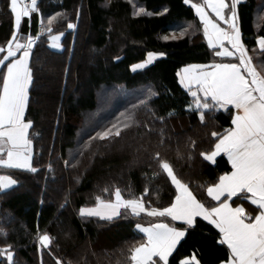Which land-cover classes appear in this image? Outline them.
I'll list each match as a JSON object with an SVG mask.
<instances>
[{"label":"trees","instance_id":"obj_1","mask_svg":"<svg viewBox=\"0 0 264 264\" xmlns=\"http://www.w3.org/2000/svg\"><path fill=\"white\" fill-rule=\"evenodd\" d=\"M192 2L203 4L204 0ZM133 3L146 12L133 16ZM133 3L38 0L39 12L30 20L22 18L20 31L36 36L40 19L47 26L50 16L63 13L51 27L53 33L64 32V36L63 49L54 50L42 35L29 61L33 84L25 118L32 121L29 138L33 141V166L39 171L0 170L18 180V186L0 193V228L7 232V237L0 234V246H13L15 264H130V249L146 240L135 228L137 223L149 225L164 220L181 227L183 222H173L171 218L144 213L137 217L123 209L122 215L110 221L81 218L78 214L81 206L94 205L97 195L114 200L116 187L125 199H132L141 197L147 186L145 207H167L175 198L170 179L166 174L151 181L144 176L158 170L152 158L156 151L173 164L179 178L208 206L215 203L207 196V186L231 171L223 153L214 162L200 153L212 150V132L223 133L232 126L233 108L229 107L231 112L206 111V122L202 123L198 113L188 109L193 98L177 73L187 65L235 63L236 58L216 55L219 49L209 47L199 17L184 0ZM205 10L216 20L209 8ZM237 13L242 40L253 64L258 71H264V50L256 41V37L264 36V0H241ZM68 22L75 23L76 29H68ZM13 31L10 0H0V46L7 45ZM165 36L169 39H163ZM150 51L162 52L164 56L145 69L133 71L131 65ZM4 69L1 66L0 83ZM147 87L158 93L150 107L156 116L165 117L163 122H153L152 113L141 108L137 113L139 127L124 131L111 142L93 141L91 150L82 157L69 156V149L75 152L78 143L82 145L94 137L115 122L130 104L137 103L129 93L143 99L140 91ZM121 88L123 91L118 90ZM104 94L108 98L102 102ZM173 110L174 115L169 117ZM145 124L153 130L148 131ZM161 128L165 129L163 145L159 143ZM192 141L196 142L194 150ZM177 150L184 154L183 160L176 158ZM189 151L191 160L187 159ZM66 160L69 166L65 165ZM77 161V166L71 167ZM49 162L53 166L51 172ZM106 187L110 192H103ZM45 232L54 241L48 248H39L37 238ZM219 240V231L198 217L197 225L186 231L173 250L169 264H178L181 258L194 253L201 264H219L228 258L227 247ZM0 264L8 263L1 258Z\"/></svg>","mask_w":264,"mask_h":264},{"label":"snow or ice","instance_id":"obj_2","mask_svg":"<svg viewBox=\"0 0 264 264\" xmlns=\"http://www.w3.org/2000/svg\"><path fill=\"white\" fill-rule=\"evenodd\" d=\"M133 3V0H129ZM111 3V0H108ZM190 5L199 22L203 25V35L206 37L209 47H219L216 55L219 57H234L235 63H213L210 65H187L177 75L180 83L188 90L193 98L187 107L199 115V120L205 121V113L218 110L231 112L229 106L236 111L232 116L231 124L223 133L212 132L215 144L211 151L201 152L200 155L207 161L214 162L221 153L227 156L231 164V171L219 176L217 182L207 186V196L215 202V206H208L197 198L188 183H185L176 174L173 164L164 158L159 151L153 153L152 158L158 165V170L152 171L151 176L144 174L147 180H155L160 175L166 174L172 185L175 186V198L167 207H145L143 196L148 194L146 186L144 193L139 198L125 199L119 187L114 189L115 199L105 200L102 196L95 197L92 206H81L78 214L81 218L97 217L104 220H113L122 215L121 209L130 215L139 217L142 213L155 218H171V221H182L181 227L173 223L160 220L149 224L147 227L137 223L136 229L143 233L146 240L138 246L130 249L128 257L130 264H169V257L173 250L185 236L186 231L197 225V218L209 222L219 230V244L226 245L228 258L220 264H264V71H258L253 64V58L241 36L238 20L237 6L241 0H204V3H193L192 0H184ZM210 8L219 20L228 25L221 27L213 19L205 8ZM133 16H139L146 12L143 7H136L133 3ZM10 10L14 14L15 31L7 41V45L0 46V66H5L2 83H0V170H26L31 173L39 171L33 166L32 139L29 138V129L32 121L26 120L25 111L30 100V86L33 84V72L30 66L32 49L42 35L47 37L49 46L62 50L61 38L64 32L53 34L51 27L54 20L63 13L50 16L47 26L43 27L36 36L23 34L21 29L22 18H31L39 12L38 0H29L21 4L20 0H10ZM166 11V10H165ZM79 16V13H77ZM43 23V21H41ZM77 25L67 23L68 29H76ZM187 32V29L184 30ZM163 39L168 40L165 36ZM23 41V42H21ZM259 49L264 50V36L256 37ZM225 42L230 48L225 46ZM17 53L20 55L17 57ZM164 53L148 52L147 58L142 62L131 65L133 71L145 69L151 65L158 56ZM118 59V58H117ZM5 62H7L5 64ZM123 91V89H118ZM137 99V103L130 104L124 112H121L115 122L105 126L94 137H89L73 152L69 149V156H83L90 151L93 141H114L121 137L122 133L132 127H139L137 119L138 111L143 108L152 113L153 122H163L165 117L156 116L155 110L150 107L151 100L158 96L151 87L140 91L144 98L140 99L134 92L129 93ZM174 111L168 113L171 117ZM148 131L153 129L145 124ZM161 145L165 142V129H159ZM195 141L191 142L194 150ZM109 146L105 144V147ZM93 158L95 153L92 154ZM178 160H183L184 154L177 150ZM191 151L187 159L191 160ZM69 166V161L64 162ZM72 164L71 167H76ZM151 168V165H149ZM48 170L53 171L51 162ZM54 178V177H53ZM79 177H77V181ZM18 186V180L12 175L0 174V193ZM103 192H110L104 188ZM158 195V193H157ZM233 198L250 201L257 206L255 215L246 211L243 204H233ZM67 203L62 204L64 207ZM0 234L7 237L4 228H0ZM38 242L42 248H48L54 241L48 233L38 236ZM2 255L8 264H15L12 245L0 248ZM201 264L195 253L185 257L180 264ZM71 264V262H69Z\"/></svg>","mask_w":264,"mask_h":264},{"label":"crops","instance_id":"obj_3","mask_svg":"<svg viewBox=\"0 0 264 264\" xmlns=\"http://www.w3.org/2000/svg\"><path fill=\"white\" fill-rule=\"evenodd\" d=\"M20 2H21V4H24L25 3V0H20ZM210 9V8H209ZM211 10V9H210ZM13 16H14V14H13ZM215 18H216V21L217 20H219V18L218 17H216V16H214ZM39 22H41V19L39 20ZM222 22V23H221ZM14 23H15V21H14ZM217 23H219L220 24V26L221 27H224V28H227L228 27V25H226V24H224V22L223 21H221V20H219V22H217ZM15 28V27H14ZM37 32H38V29H37ZM206 38V37H205ZM207 40V39H206ZM23 42V41H22ZM208 43V42H207ZM225 46L226 47H228V48H230V45L227 43V42H225ZM6 47V46H5ZM259 47V46H258ZM216 48H218L219 49V47L217 46ZM220 50V49H219ZM20 54L19 53H17V57L19 56ZM7 63V62H6ZM5 63V64H6ZM201 65H203V64H201ZM206 65H210V64H206ZM0 68H1V66H0ZM184 68V67H183ZM182 68V69H183ZM6 70V67H5V69H4V71ZM229 107H232V106H229ZM235 109L233 108V114L235 113ZM232 127V126H231ZM225 155V154H224ZM226 156V155H225ZM226 158H227V156H226ZM228 160V159H227ZM229 162V161H228ZM230 163V162H229ZM231 165V164H230ZM0 174H2V173H0ZM222 175V174H221ZM207 189V188H206ZM207 193V192H206ZM210 198V197H209ZM211 199V198H210ZM215 203V202H214ZM230 203H232L233 204V207H235L236 206V204H243L244 205V207H245V209H246V211L247 212H249V213H251V214H253V215H255V212H256V210H257V206H255V205H252L251 204V202L250 201H246V200H243V199H237V198H233V201H230ZM212 206H215V204L214 205H212ZM177 222H182V221H177ZM143 225V224H142ZM145 226H148V225H145ZM214 226V225H213ZM215 227V226H214ZM136 228V227H135ZM218 230V229H217ZM219 231V230H218ZM143 234V233H142ZM221 238V237H220ZM226 246V245H225ZM227 247V246H226ZM186 257H190V256H186ZM185 257H183V258H181L180 260H179V263L178 264H180V261L182 260V259H184ZM193 264H194V262H193ZM220 264V263H219Z\"/></svg>","mask_w":264,"mask_h":264},{"label":"rangeland","instance_id":"obj_4","mask_svg":"<svg viewBox=\"0 0 264 264\" xmlns=\"http://www.w3.org/2000/svg\"><path fill=\"white\" fill-rule=\"evenodd\" d=\"M41 24L43 25V27H45L44 26V23H42L41 22ZM57 33H59V32H56V33H53V34H57ZM62 39V38H61ZM22 42V41H21ZM47 44H48V46H49V42H47ZM50 47V46H49ZM51 48V47H50ZM53 49V48H52ZM54 50H58V49H54ZM150 52H156V51H150ZM156 53H161V52H156ZM164 56V55H163ZM160 57H162V56H158L157 58H160ZM147 58V55H146V57L143 59V60H145ZM156 58V59H157ZM143 60H141V61H138V62H142ZM138 62H135V63H138ZM135 63H133V64H135ZM131 68V67H130ZM105 98H106V96H105V94L102 96V98H101V100H102V102H104V100H105ZM108 98V97H107ZM106 98V99H107ZM143 226H145V225H143ZM145 227H147V226H145ZM0 248H3V247H1L0 246ZM39 248H41V246H40V244H39ZM1 258H3L5 261H6V259L2 256V255H0V259ZM7 262V261H6ZM8 263V262H7Z\"/></svg>","mask_w":264,"mask_h":264},{"label":"built area","instance_id":"obj_5","mask_svg":"<svg viewBox=\"0 0 264 264\" xmlns=\"http://www.w3.org/2000/svg\"><path fill=\"white\" fill-rule=\"evenodd\" d=\"M25 3H28L27 1H25ZM42 25L41 24H38V29H39V31H41L42 30Z\"/></svg>","mask_w":264,"mask_h":264}]
</instances>
